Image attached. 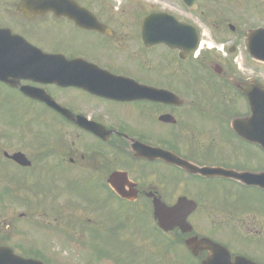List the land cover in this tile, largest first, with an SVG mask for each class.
Wrapping results in <instances>:
<instances>
[{"label":"flooded vegetation","instance_id":"flooded-vegetation-1","mask_svg":"<svg viewBox=\"0 0 264 264\" xmlns=\"http://www.w3.org/2000/svg\"><path fill=\"white\" fill-rule=\"evenodd\" d=\"M173 1L60 3L74 20L0 0V30L59 58V83L0 80V264H204L188 246L203 239L264 264V190L237 176L264 172L249 100L264 80L232 61L264 0ZM182 200L191 227L162 230L156 204Z\"/></svg>","mask_w":264,"mask_h":264},{"label":"water","instance_id":"water-1","mask_svg":"<svg viewBox=\"0 0 264 264\" xmlns=\"http://www.w3.org/2000/svg\"><path fill=\"white\" fill-rule=\"evenodd\" d=\"M70 0H32L34 3H40L44 5L48 4H56L51 5L50 9L54 11L58 15H66L68 11L66 7H62L60 3H66ZM185 5H189L190 0H182ZM58 4V5H57ZM72 19H77L75 17L69 16ZM3 34L0 33V41H2ZM249 50L252 56L260 61L264 62V32L263 31H256L250 35L248 39ZM27 60L31 61L30 57H25ZM13 59H22L21 57L7 55L5 51L0 48V79L2 81L8 82L9 78H18L22 77L23 73L14 66V63L10 64L9 62ZM42 62H45V66H57L59 60L57 58H51L45 56L41 58ZM30 63V62H27ZM27 67H30L28 64ZM47 76H55L56 74L50 72L44 74ZM43 75V76H44ZM250 100L252 101V106L254 109V117L253 123L259 126L258 135L254 136V140L256 143H259L264 148V102L260 100V98L256 99L250 95ZM234 127L241 132L239 123L236 122ZM206 171V170H205ZM238 178L247 183L249 185H255L260 188L264 189V173L263 174H239L237 175ZM194 209L192 203L188 201H180L175 207L168 208L165 205L158 203L157 210H158V219L160 222V226L165 230H170L175 226H179L181 228L187 227L186 219L190 213V211ZM192 251H202L204 249L210 250L213 256L204 264H253L252 262L238 258L235 263H232L231 256L229 253L222 249L221 247L211 243L210 241H192L189 242Z\"/></svg>","mask_w":264,"mask_h":264},{"label":"rangeland","instance_id":"rangeland-1","mask_svg":"<svg viewBox=\"0 0 264 264\" xmlns=\"http://www.w3.org/2000/svg\"><path fill=\"white\" fill-rule=\"evenodd\" d=\"M108 1L113 3H125L128 1L140 2L145 4L148 8L153 7L170 12H176L175 11L176 4L174 3L173 0H108ZM232 61H234V65L238 69L239 73L248 76L255 74V76H258L261 80H264V65L254 62L249 58V56H246L244 52H240L237 55L233 56ZM1 92L2 90L0 88V95L2 94ZM10 115L11 112L5 107V105L0 107V120L9 119ZM149 236L150 234L148 233L146 237Z\"/></svg>","mask_w":264,"mask_h":264}]
</instances>
